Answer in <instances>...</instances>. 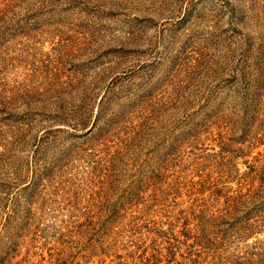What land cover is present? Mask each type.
I'll use <instances>...</instances> for the list:
<instances>
[{
	"label": "rangeland",
	"instance_id": "rangeland-1",
	"mask_svg": "<svg viewBox=\"0 0 264 264\" xmlns=\"http://www.w3.org/2000/svg\"><path fill=\"white\" fill-rule=\"evenodd\" d=\"M0 264H264V0H0Z\"/></svg>",
	"mask_w": 264,
	"mask_h": 264
}]
</instances>
